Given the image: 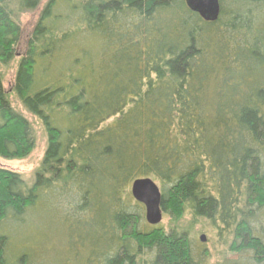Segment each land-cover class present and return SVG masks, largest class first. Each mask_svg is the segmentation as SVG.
Returning a JSON list of instances; mask_svg holds the SVG:
<instances>
[{"label": "trees", "instance_id": "16d2710c", "mask_svg": "<svg viewBox=\"0 0 264 264\" xmlns=\"http://www.w3.org/2000/svg\"><path fill=\"white\" fill-rule=\"evenodd\" d=\"M42 2L12 88L47 147L30 185L0 167V264L45 261L23 246L31 223L59 240L45 264H204L146 221L130 190L145 177L163 212L252 252L234 264H264V0H220L210 22L187 0H0V63L17 57L15 8ZM34 145L0 73V156Z\"/></svg>", "mask_w": 264, "mask_h": 264}, {"label": "rangeland", "instance_id": "374dc122", "mask_svg": "<svg viewBox=\"0 0 264 264\" xmlns=\"http://www.w3.org/2000/svg\"><path fill=\"white\" fill-rule=\"evenodd\" d=\"M43 7L44 4L42 2L39 7L34 10H24L21 12L18 10V8H15L17 12L14 18L17 24H19L22 29L21 41L19 43V46L16 48L17 57L13 59L9 64L0 63V73L6 90H9L11 104L17 112L21 113L31 122L35 136L34 148L27 156L13 159H6L0 156V167L20 173V175L28 185L34 182L35 173L38 171L43 159L47 147L48 138L45 128L40 120L37 117L33 116L21 104L19 99L15 96L12 87L14 84L16 71L18 69L19 60L21 57H23L26 51L28 38L39 20ZM138 203L143 205L145 211V205L141 202ZM133 206L135 205L133 204ZM33 226L40 233L44 231L41 225V228H38L36 223L35 225L34 223H31L29 228H32ZM154 226L161 227L164 233L182 234V236L185 235L186 237L196 240V244H198L196 250L206 253L204 257L205 261L203 262L204 264H234L237 261L241 262L243 260V256L250 253L252 254V252L248 250L242 253H240L239 251H232L231 245L233 242V235L231 233L228 235L230 237H227L226 234L228 232H219L216 228L215 223L213 224L212 220L205 217L194 216L189 210H186L185 213H182V215L180 216H177L174 213L163 212L162 220ZM36 229L30 230V234L24 237L28 238L29 241H24L25 244L23 246L36 252L37 255H40L39 257L41 259H45V261H51L50 259H48V257H54L56 255V251H59V247L57 246L59 244V240L54 237V233H52L53 235L50 238H48L46 235L47 238H41L39 236V239H33L34 235L32 234L33 231H36ZM201 235H205V242L200 240ZM220 235H222L223 237L221 238ZM56 260L58 261L59 259ZM45 261L40 262V264H45ZM62 261H64V259ZM252 262L256 263L255 261Z\"/></svg>", "mask_w": 264, "mask_h": 264}, {"label": "water", "instance_id": "95a60500", "mask_svg": "<svg viewBox=\"0 0 264 264\" xmlns=\"http://www.w3.org/2000/svg\"><path fill=\"white\" fill-rule=\"evenodd\" d=\"M187 4L191 10L198 12L205 20L211 21L218 18L219 0H187ZM131 194L136 201L145 205V218L149 224L156 225L162 220V192L152 178L135 179L131 184ZM205 238V235L200 236V240L203 242H205Z\"/></svg>", "mask_w": 264, "mask_h": 264}]
</instances>
